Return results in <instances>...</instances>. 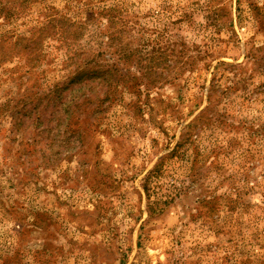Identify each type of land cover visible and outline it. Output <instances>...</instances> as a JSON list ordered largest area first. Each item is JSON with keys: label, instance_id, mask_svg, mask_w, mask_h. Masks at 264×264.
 Segmentation results:
<instances>
[{"label": "rangeland", "instance_id": "374dc122", "mask_svg": "<svg viewBox=\"0 0 264 264\" xmlns=\"http://www.w3.org/2000/svg\"><path fill=\"white\" fill-rule=\"evenodd\" d=\"M105 10L124 21L119 36L131 46L167 28L173 44H208L211 54L173 85L150 91L153 110H138L143 91L116 83L81 146L51 149L45 132L30 137L26 122L15 132L22 90L32 86L34 100L38 86L60 78L72 51L93 48L98 21L86 19ZM68 24L71 45L57 40ZM19 36H43L34 73L15 49ZM257 65H264V0H0V264H264V69ZM209 84L228 93L209 118L228 115L222 125L187 129ZM183 131L180 156L168 158ZM195 153L206 174L191 183ZM172 187L181 194L147 215V204Z\"/></svg>", "mask_w": 264, "mask_h": 264}, {"label": "trees", "instance_id": "16d2710c", "mask_svg": "<svg viewBox=\"0 0 264 264\" xmlns=\"http://www.w3.org/2000/svg\"><path fill=\"white\" fill-rule=\"evenodd\" d=\"M116 13L110 10L99 11L92 15H88L87 21L96 20L95 37H97L96 45L91 49H78L70 53L66 61H63L59 68L60 78L52 83L45 85L43 88L34 91L31 96L34 100L28 98L32 92V86L28 89L25 87L21 95H19L17 111L11 115V125L15 132H20V126L26 122L25 127L31 128L30 137L40 136L44 132L48 140L49 147L59 148L83 145V137L86 136L87 130L91 129L92 123L99 115L104 113L110 104L112 97V89L116 87V83L120 82L127 86L134 93L143 91V103L139 104L138 110L148 108L153 110L154 106L148 102L150 91L165 85H173L184 70L191 71L197 66V60H204L206 56L211 54V45L200 46L195 43L188 45L185 42L174 43L165 36L167 28L154 29L157 35L154 38L143 40V44L131 46L129 41H123L122 34H125V29L120 18L116 24ZM207 19L209 24L217 25V16L214 13L208 14ZM103 20V22H101ZM179 21L174 24H178ZM116 24V25H115ZM74 24H68L59 32L57 40L67 42L68 45L74 42H68L66 39L69 34V27ZM115 25V26H114ZM103 26V29H98ZM121 26V27H120ZM204 27V26H203ZM176 30L179 27H174ZM55 31L48 33L50 36H57ZM165 38L160 39V36ZM46 36V35H44ZM105 37L104 40L101 37ZM159 36V37H158ZM43 36L34 38L32 36H19L14 44L16 50H21L26 55L24 63L25 72L36 70V66L40 61L39 41ZM74 40L76 38L74 37ZM193 55H190L189 53ZM213 57V56H210ZM134 61L135 66L131 63ZM203 66L209 65L208 61L202 63ZM140 72L139 76L132 74V67ZM260 70L264 69V65H257ZM185 70V71H186ZM143 80V89L139 86V81ZM125 81V82H124ZM186 82V81H185ZM184 82V84H185ZM233 86L228 87L232 89ZM212 84L206 89L205 102L206 105L198 111V113L189 121V128H195L200 125L211 124V121H216L217 125H222V116L228 114H216L212 119L210 114L214 112L213 103L221 100L228 93L225 89L216 92ZM159 105L165 104L164 109L173 108L169 101H163L161 98H153ZM201 104V103H200ZM229 125L224 121L223 125ZM231 125V124H230ZM76 126L74 129L73 127ZM179 139L174 147L167 154L168 158L180 156V148L187 142L185 132L180 133ZM188 137V136H187ZM58 143V144H57ZM75 144V145H74ZM79 150V148L77 149ZM164 158L152 169H150L145 178L143 187L147 190L146 181L160 173ZM202 162L199 160L197 153L190 159L186 177L191 183L200 180L204 177L200 171ZM177 187H172L173 192L170 195H165L163 201H156L147 204V215L155 212L157 207L162 204H168L172 199L181 194V190H175ZM198 205L206 207L207 204L203 199L197 200ZM210 210L213 207L209 206ZM200 211L199 214H201ZM210 211H203V216L209 214ZM201 216V215H198Z\"/></svg>", "mask_w": 264, "mask_h": 264}]
</instances>
